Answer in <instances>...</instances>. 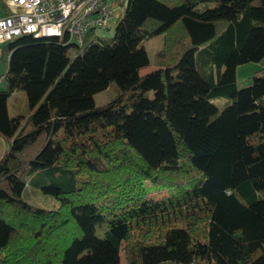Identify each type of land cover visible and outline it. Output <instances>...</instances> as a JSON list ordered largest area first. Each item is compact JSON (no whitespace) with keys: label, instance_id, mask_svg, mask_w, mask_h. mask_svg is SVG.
Wrapping results in <instances>:
<instances>
[{"label":"trees","instance_id":"trees-1","mask_svg":"<svg viewBox=\"0 0 264 264\" xmlns=\"http://www.w3.org/2000/svg\"><path fill=\"white\" fill-rule=\"evenodd\" d=\"M114 6L108 39L1 49L0 264H264V0ZM159 34L160 66L139 74ZM248 62L261 68L238 89ZM15 90L27 113L9 117ZM26 182L58 207L25 202Z\"/></svg>","mask_w":264,"mask_h":264},{"label":"built area","instance_id":"built-area-1","mask_svg":"<svg viewBox=\"0 0 264 264\" xmlns=\"http://www.w3.org/2000/svg\"><path fill=\"white\" fill-rule=\"evenodd\" d=\"M5 7L0 44L32 35L81 46L89 31L108 29L117 15L112 0H6Z\"/></svg>","mask_w":264,"mask_h":264},{"label":"rangeland","instance_id":"rangeland-1","mask_svg":"<svg viewBox=\"0 0 264 264\" xmlns=\"http://www.w3.org/2000/svg\"><path fill=\"white\" fill-rule=\"evenodd\" d=\"M5 1L6 0H0L1 10L4 9ZM114 1L115 0H112L113 4ZM208 5L211 6V4ZM115 8L117 9V12H119V8L118 7ZM114 22L115 21L113 19L108 29L98 30L96 34L104 39L110 38L114 32V27H115ZM6 43L7 42L0 44V90H4L5 88V81L1 79V77L6 72V62L1 55V49ZM143 46L148 56V64L139 70V74L147 73L160 66L161 61L160 58L158 57V52H160L163 46V35L159 34L148 38L147 40L144 41ZM260 68H261V62H248L238 65L236 68V87L238 89H241L250 86L252 81L251 76L256 70ZM117 91L118 90L116 84L114 82H110L109 85L104 90L97 92L93 95V100L95 105L100 106L109 102L117 95ZM210 102L218 108V111H221L226 105L230 103V99H228L227 97L218 96L211 98ZM7 111L9 117L21 116L27 113L22 91L15 90L9 95L7 99ZM7 147H8L7 142L0 139V157L4 153V150L7 149ZM164 193H166V191L164 190L160 192L152 191L150 195L154 197L155 196L158 197ZM257 197L264 199V191L259 192L257 194ZM22 199L34 207H39L46 210L56 209L59 205L58 200H56L55 198H53L48 194L43 193L40 187L35 183L26 182L25 187L22 191ZM96 234L101 236L102 229H98L96 231ZM119 264H126L122 251L120 252L119 255Z\"/></svg>","mask_w":264,"mask_h":264},{"label":"crops","instance_id":"crops-1","mask_svg":"<svg viewBox=\"0 0 264 264\" xmlns=\"http://www.w3.org/2000/svg\"><path fill=\"white\" fill-rule=\"evenodd\" d=\"M7 8L5 7V2H4V9H0V18L5 16L7 14ZM1 139V138H0ZM4 141V140H3ZM5 151V150H4Z\"/></svg>","mask_w":264,"mask_h":264}]
</instances>
